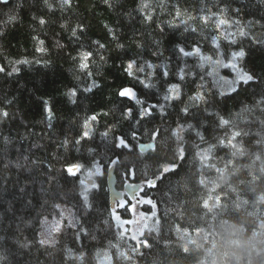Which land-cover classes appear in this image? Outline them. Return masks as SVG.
I'll return each instance as SVG.
<instances>
[{
	"label": "trees",
	"instance_id": "obj_1",
	"mask_svg": "<svg viewBox=\"0 0 264 264\" xmlns=\"http://www.w3.org/2000/svg\"><path fill=\"white\" fill-rule=\"evenodd\" d=\"M177 2L186 12L180 19L188 20V15H211V12H216L220 17L222 9L224 17L239 23L217 33L214 24L198 25L188 20L191 27H198V31H185V25L172 21V15L168 14ZM139 3L140 0H117V6L113 9L103 0H72L70 9H57L54 14L43 6L42 0L40 4L34 0H9L6 6L0 5V67L6 70L0 73V112H9L7 119L0 116V237H3L0 239V264H82L78 260L66 259L67 249H71L74 255L83 250L86 254L83 264H129L115 259L117 250L129 252L135 241L129 239L127 232L123 238L120 237L123 230L111 215L105 181L106 169L111 165L115 168L118 187L122 188L125 180L140 181L144 184L141 194L156 205L157 217L167 219L163 227L164 239L158 232L149 231L153 227L144 229V237L141 238H147L152 247L141 249L144 257L137 258L136 264H153L154 257H159L162 264H264V229H261L262 221L258 218L264 216V207L259 205L248 206L238 215L222 221L218 228H212L214 222L207 217L209 230L219 232L215 242L209 245L204 236L196 237L193 233L196 244L191 255L175 254L179 245L186 243V240L177 239L176 225L188 227L190 233L193 229L189 225L193 222L196 226L206 227L205 221L196 219L197 215L204 213V210H196L200 197L204 195V190L197 184L199 162L196 161L194 166L193 157L189 155L185 161H178L183 172L180 176L171 177V184L165 180L163 184L157 182L159 190L149 188L145 181L153 179L160 166L167 163L164 159L166 150L157 156L150 148L139 150L138 143L151 140L147 135V130L151 128L175 127L180 119L178 109L182 105L179 102H176L175 108L167 105L166 112L170 115L164 120L158 113L154 121L146 118L150 122L144 125L145 131L140 132L136 140L131 139L129 122L121 119L117 110L128 105L137 112L140 108L134 99L118 96L121 88H132L137 98L149 103L157 100L164 103L163 94L167 84L180 83L185 93L183 99L187 100V95L193 94L201 83L199 76L204 75L206 87L214 84L215 89L225 92L230 87H236V93H232L230 98H223L224 102L219 107L225 118L231 114L238 120L245 119L247 114L242 112L243 107L251 106L264 91V2L166 0L169 7L163 11L157 9L153 13V21L144 20V14L138 9ZM9 15H14L16 20L5 26L3 21ZM41 18L46 21L43 25L39 23ZM169 21L177 23L178 27H169ZM78 25L83 26V35ZM72 28H77L76 37L71 35ZM160 28H164L163 33ZM241 28L245 36L239 35ZM225 31L235 34V44H228L223 38ZM213 36H216L221 51L227 52L228 59L213 54ZM93 41L105 47L98 49ZM193 42H198L203 55L212 59L183 57L177 52L178 46L190 51ZM119 44L124 47H118ZM85 50L98 53L88 69L93 72L92 77L85 75L88 70L81 71L79 68L78 53ZM241 50L245 55L232 61L235 68H224L215 63L218 59L228 63L231 53ZM153 51L162 53V56L152 55ZM130 58L160 66L158 69L146 68L145 72L139 73L140 79L155 87L145 88L124 71ZM200 64H203L202 68ZM165 65L170 73L167 78L162 75L166 70ZM185 65V70H191V74L185 81H179L178 67L185 68ZM13 68L18 70L13 72ZM209 72L213 75H206ZM244 73L254 74V81L248 84L226 83L238 80ZM93 79L100 88H94L91 93L83 92ZM72 88L82 93L76 104H72L66 95ZM46 106L53 109L52 128L48 127ZM93 114H97L98 119L90 121V138L82 140L80 145H70L67 150L60 147L65 138L73 142L74 138H79L77 134L83 130L85 119ZM132 123L135 124V121ZM112 125H115L116 134L125 133L131 142L129 148L115 149L118 155L105 153L100 135L106 126ZM207 127L205 135L209 142H213L215 136L224 135L211 122ZM190 135L189 148L198 142L194 133ZM4 138H8L6 143L2 142ZM89 148H94L95 153L90 154ZM219 155L223 156L225 152L221 151ZM93 157L103 161L102 175L91 178L100 187L90 192L89 198L94 205L92 216L84 214L81 222L96 238L82 236L80 241H75L73 233L67 232L58 237L60 243L54 248L39 245L41 225L38 217H51L56 193L82 188L80 180H84L86 185L91 184L87 182L88 177L83 178L94 170L91 168ZM55 159L59 162L53 163L50 168L49 162ZM168 159L171 157L168 156ZM112 160H116V163L112 164ZM73 164L84 165L76 177L68 176L63 171ZM207 174L210 180L216 179L214 172ZM174 196H179V199H173ZM119 210L127 217L125 209ZM105 221H110V228ZM25 243L28 246L21 247ZM110 243L117 247L110 248ZM166 243L173 250L171 254ZM161 249H165L164 256L160 255ZM108 256H112L111 262Z\"/></svg>",
	"mask_w": 264,
	"mask_h": 264
},
{
	"label": "snow or ice",
	"instance_id": "obj_2",
	"mask_svg": "<svg viewBox=\"0 0 264 264\" xmlns=\"http://www.w3.org/2000/svg\"><path fill=\"white\" fill-rule=\"evenodd\" d=\"M36 4H40L41 0H34ZM103 2L109 7L115 9L117 6V0H103ZM264 2V0H262ZM9 3V0H0V5L6 6ZM43 6L54 14L55 10H67L72 7V0H42ZM122 7V6H121ZM168 3L166 0H140L138 5L139 11L144 14L143 18L146 21H153V13L159 9L163 11L168 8ZM211 11V10H208ZM174 13V14H173ZM169 15H172V21H178V24L185 25V31H191L196 33L198 27H191L188 20L196 22L198 25L203 24L205 26L211 24L215 25V30L217 33L221 32V29L225 27H230L237 25L238 21H233L230 18L223 16V10L221 9L220 17H217L216 12H211V15H203L199 17L188 15V20L180 19V17L186 14L185 10L181 9L179 2L172 6L168 12ZM16 20L14 15H9L7 20L3 21V24L6 26L9 23H12ZM172 21L168 22L169 27H178L177 23ZM41 25L45 24V19L41 18L39 20ZM63 27V25H62ZM81 35L84 33L82 25H78ZM77 28L71 29V35L73 37L77 36ZM160 32H164V28H160ZM2 34V33H0ZM240 36H245L246 33L241 28L239 30ZM223 38L228 41V44H235V34L232 32H224ZM43 43V41H41ZM96 45L98 49H103L104 44H100L96 41L92 42ZM213 48L215 49L214 55L217 57H223V59H228V54L225 51H221L220 46L216 43V36L212 38ZM118 47H124V45L119 44ZM141 47V45H137ZM159 47V42H157V48ZM37 51H43V49H37ZM177 52L183 57H199L201 60H211L210 56H204L198 42H193L191 45V50H186V47H177ZM98 53H95L91 50H85L81 53H78L79 56V68L81 71L88 70L90 63L94 60L95 56ZM152 55L162 56V53L158 51H153ZM245 55L244 51H233L231 53V60L228 63H224L223 59H218L215 63L224 68H235L236 65L232 62L235 61L238 57H243ZM101 60H104L103 56H100ZM76 60V57L73 58ZM27 63V61H24ZM201 68L203 64L199 65ZM159 65L149 63L148 61L140 62L136 58H130L127 61L124 71L138 82L144 85L145 88L155 87L154 84L146 83L145 80L139 78V73L145 72L146 68L153 69L159 68ZM165 71H163V77H169L170 73L167 70L165 65ZM187 65L185 68L178 67V78L179 81H185L186 77L191 74V70L186 71ZM18 69L13 68V72ZM5 68L0 67V73L5 72ZM11 75V73H8ZM85 75L88 77L93 76V72L88 70L85 71ZM151 75V74H149ZM157 75H160L157 72ZM199 75V74H198ZM206 75H213V73H206ZM254 74L244 73L236 81H227L230 85L232 83L248 84L249 82L254 81ZM199 79L201 83L196 86L195 91L191 95H187V100L183 99L185 93L182 90V85L180 83H168L163 94V101L161 103L157 100L155 103H149L147 100H141L137 98L136 93L130 87L121 88L118 91V96L120 98H126L128 100H135L137 105H140L138 112L133 109L131 105L126 107L118 108L120 112V117L123 120L129 122V131L131 133V139H138L140 132H144V125L150 121L146 118H151L152 121L156 119V113L159 114L161 120L167 118L170 113L166 112V106L171 105L176 107V102H179L182 107L178 109V114L180 119L176 122L175 127H168L167 129H161L159 127L151 128L147 130V135L152 141L156 143L149 144L147 147L150 148L153 152L159 153L165 151L164 159L167 160V163H164L160 166L157 173H154V178L151 180H146L145 183L149 188H157V182L163 184L165 180L169 181L171 184V177L180 176L183 172V168L178 163V161H185L189 155L193 157L194 166L195 162H199V179L197 184L200 189L204 190V195L200 197V201L197 203L196 210H204L203 215H197V220L205 221L206 227H199L193 224L189 225L193 229V232H189V228H181L179 225H176L175 232L177 234V239L179 241H185L186 243H181L179 247L175 250V254L179 255L180 253L185 254V256L191 255L193 251V246L196 244V241L192 238V235L196 237L204 236L209 245L213 244L216 240V236L219 235V232H213L209 230L207 225V217H210L214 222L212 223V228H218L222 221H226L228 218L238 215L241 210H246L248 206L264 207V91L260 93V98L255 100L251 106L245 105L242 109V112L246 113V118L243 120H238L233 118L231 114L229 118H225L220 110V105L224 102L223 98L231 97L232 93H236V87H230L228 92L219 91L215 89L214 84H209L207 87L203 83L205 76L200 75ZM224 80V77L220 78ZM194 83V82H193ZM99 89L100 85L95 82L93 79L91 85L85 86L83 92L91 93L93 89ZM215 89V90H214ZM82 93L79 92L76 88H72L66 93L69 101L72 104H76L79 95ZM45 105L47 102L45 101ZM47 112L48 127L52 128L54 125L52 123L54 119L53 109L45 108ZM107 115V113H103ZM239 114H237L238 116ZM0 116L7 119L9 117L8 111L0 112ZM98 119L97 114H93L90 117L86 118L83 125L82 131L78 133L79 138H74V142L65 138L60 145L65 150L69 149L70 145H80L82 140L90 138L92 135L91 122H95ZM135 121V124L132 123ZM194 121L195 123H193ZM211 122L215 129L222 130L224 132L223 136H215L213 142H209L205 133L208 131V123ZM115 125L106 126L105 131L101 132L102 143L104 146L105 153L113 152L115 149H125L130 147V140L128 136L121 132L116 134L114 131ZM203 129V131H201ZM167 133V135H165ZM191 133H194L198 142L193 143L191 148L188 146V141L191 139ZM187 135V138H186ZM8 138H4L2 142L6 143ZM99 147V145H97ZM145 146L141 145L143 149ZM79 151V149H77ZM224 151L225 155H219V152ZM88 152L95 153L94 148H89ZM99 155V153H96ZM168 156L171 159H168ZM59 160L55 159L49 162V167L53 163H58ZM37 163V162H33ZM112 164L116 163V160L111 161ZM103 166V161H97L93 157L91 161V168L95 169L94 172L89 171L88 179H91L92 175H102L100 171ZM84 165L73 164L67 166L63 169L66 171L68 176L76 177L77 173L81 171ZM214 172L216 174L215 180H210L207 173ZM49 176L55 182V178L52 177L51 172ZM80 185H83L82 188L78 190L74 189L70 192H60L56 193L53 197V213L51 219L49 216L45 215L42 218L38 217L39 223L42 227V231L39 233L40 239L38 240L39 245L47 246L54 248L60 240L59 236L67 232H72L74 235L75 241H80L83 237H91L95 239L96 237L88 231L84 224L81 222L84 214H87L88 217L92 216L91 209L94 207L93 203L90 201V192L92 189H97L100 185L92 182L90 185H86L84 180L79 181ZM179 184V181H177ZM173 199H179V196H174ZM59 200L60 202H55ZM146 203L152 204L153 207H156L151 200L145 201ZM47 203V202H45ZM139 203V201L137 202ZM70 204V207H64V205ZM118 207H123L125 211L133 212L136 211V205L131 204H120ZM75 208V212L73 211ZM251 213V212H250ZM253 214V213H252ZM111 215L117 220H120V217L116 215L115 209L112 210ZM143 215V214H141ZM156 213L153 212L151 217H155ZM261 219V229H264V216L258 217ZM163 221V222H162ZM108 223L109 228L111 227L110 221H105ZM123 223H130L129 221H124ZM164 223H167L166 218H157L155 219L153 228L149 229L150 232H158L161 239H164L163 227ZM147 227V225H145ZM121 232L120 237L125 236V232ZM144 237V232L140 231L139 235L133 233L130 235L129 239L135 241L134 246H132L129 252L117 250L115 254V259L117 261L129 262V264H136L137 258H143L144 253L141 249H150L152 245L150 244L147 238ZM3 239V237H0ZM171 239V229H169V237ZM6 242V241H5ZM27 243L21 245V247H27ZM110 248H116L114 244H109ZM166 248L169 253H172V249L167 246ZM66 259L69 260H78L82 264L86 259V254L83 250L79 251L78 255H74L71 249H67ZM165 249H161L160 255L164 256ZM109 261H112V256H108ZM166 260L167 257H164ZM153 264H162V261L159 257L153 258Z\"/></svg>",
	"mask_w": 264,
	"mask_h": 264
},
{
	"label": "rangeland",
	"instance_id": "obj_3",
	"mask_svg": "<svg viewBox=\"0 0 264 264\" xmlns=\"http://www.w3.org/2000/svg\"><path fill=\"white\" fill-rule=\"evenodd\" d=\"M226 83H227V81H226ZM94 171H95V169L93 170V172ZM100 171H101V169H100ZM88 174L83 179H86L88 177ZM91 178L95 179V175H92ZM127 182H129V181L125 180L123 182V184H125ZM143 185L144 184H142L141 189L135 193L133 198H130L124 194V196L121 197L116 202L114 207L112 208V210L115 209L116 215H118L120 217L119 221H117L115 218L114 219L116 220L118 225L121 226L123 231L127 230L126 232L129 235H131L133 233L139 235L140 231H144L145 228L153 227L155 219L158 218L156 207H153L152 204L146 203L145 201H149L150 199L147 196H144L143 194H141V190L143 188ZM138 201H139V203H137ZM120 204L136 205L135 213L126 211L125 216H127V217H124L119 210L120 208H122V209H124V208L118 207V205H120ZM64 207H69V206L64 205ZM153 212L156 213V216L149 218V217H151V214ZM141 214H143V215H141ZM49 219H51V217H49ZM126 220L129 221L130 223H127V224L123 223ZM145 225H147V227H145ZM41 231H42V227H41L39 233ZM39 237H40V235H39Z\"/></svg>",
	"mask_w": 264,
	"mask_h": 264
},
{
	"label": "water",
	"instance_id": "obj_4",
	"mask_svg": "<svg viewBox=\"0 0 264 264\" xmlns=\"http://www.w3.org/2000/svg\"><path fill=\"white\" fill-rule=\"evenodd\" d=\"M153 143L154 142L152 140L147 142H139L138 148L141 151H145L148 149L147 146ZM141 145H144L145 147L142 149ZM105 181L107 186L108 202L110 208H113L116 202L123 196V192L129 195L130 198H133L135 193L141 188L140 182H127L126 184H124L123 188H119L117 186V177L115 174L114 165H111L106 169ZM87 182L92 183L93 179H87Z\"/></svg>",
	"mask_w": 264,
	"mask_h": 264
},
{
	"label": "flooded vegetation",
	"instance_id": "obj_5",
	"mask_svg": "<svg viewBox=\"0 0 264 264\" xmlns=\"http://www.w3.org/2000/svg\"><path fill=\"white\" fill-rule=\"evenodd\" d=\"M125 184H126V183H125ZM124 194H125V193H123V196H124ZM125 195H126V194H125ZM123 196H122V197H123Z\"/></svg>",
	"mask_w": 264,
	"mask_h": 264
}]
</instances>
